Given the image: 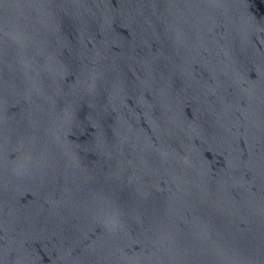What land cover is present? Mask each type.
Segmentation results:
<instances>
[{
  "label": "water",
  "instance_id": "water-1",
  "mask_svg": "<svg viewBox=\"0 0 264 264\" xmlns=\"http://www.w3.org/2000/svg\"><path fill=\"white\" fill-rule=\"evenodd\" d=\"M0 264H264V0H0Z\"/></svg>",
  "mask_w": 264,
  "mask_h": 264
}]
</instances>
